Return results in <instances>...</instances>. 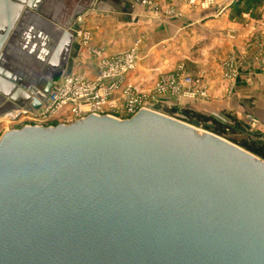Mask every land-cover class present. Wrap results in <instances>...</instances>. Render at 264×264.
<instances>
[{
	"label": "water",
	"instance_id": "95a60500",
	"mask_svg": "<svg viewBox=\"0 0 264 264\" xmlns=\"http://www.w3.org/2000/svg\"><path fill=\"white\" fill-rule=\"evenodd\" d=\"M38 5L0 0V116L42 107L5 57ZM201 127L154 108L4 132L0 264H264V160Z\"/></svg>",
	"mask_w": 264,
	"mask_h": 264
},
{
	"label": "crops",
	"instance_id": "0c3cea01",
	"mask_svg": "<svg viewBox=\"0 0 264 264\" xmlns=\"http://www.w3.org/2000/svg\"><path fill=\"white\" fill-rule=\"evenodd\" d=\"M33 1L39 5L37 12L31 8L24 11L20 28L24 38L5 55L14 79L24 80L28 88L41 87L38 81H30L33 76L52 84L58 82H54L56 76L61 79L70 74L94 79L105 60L135 48L137 62L124 85L150 91L161 74L191 61L199 63L198 75L207 80L210 93L220 98L228 90L224 82L216 79L219 73L215 72L214 61L239 53L242 46L247 50L252 47L249 51L255 54L253 45L259 34L264 55V9L258 4L261 0H247L246 7L240 5L242 0H234L229 6L220 2L211 12L191 10L179 0H76L70 11L66 0ZM169 9L176 11L168 14ZM83 32L87 35L85 43L81 39ZM33 67L41 73L34 72ZM230 92L222 107L244 111L255 117L263 129L264 72L250 67ZM195 105L194 109L202 111L215 107L204 102ZM0 123L3 133L5 126ZM11 129L14 128L10 126Z\"/></svg>",
	"mask_w": 264,
	"mask_h": 264
},
{
	"label": "rangeland",
	"instance_id": "374dc122",
	"mask_svg": "<svg viewBox=\"0 0 264 264\" xmlns=\"http://www.w3.org/2000/svg\"><path fill=\"white\" fill-rule=\"evenodd\" d=\"M180 3H185L191 10H204L211 12V10L222 2L223 6H229L232 3L234 4V0H179ZM77 3L76 0H66L65 4L67 5L69 11L74 4ZM240 5L242 7H246L248 4L247 0L240 1ZM260 7L264 9V1L261 0L258 2ZM260 8V9H261ZM176 10L169 9L168 14H173ZM242 12H239L241 15ZM177 14V12H176ZM234 15V14H233ZM263 36V35H262ZM86 32H83L81 35L82 42L85 43L86 40ZM22 40V39H21ZM263 40L260 34L255 38V43L253 45L254 53L247 50L245 46H242V51L239 53L233 52L229 53L220 61H214L215 66L217 67L216 73H219L216 77L217 80L220 79L221 82H224L227 86V93H223L220 98H222L221 102H219L220 98L217 96H213L210 93V86L207 80L202 75H198V62H189L188 64L179 63V65L167 74H161L155 86L150 91H139L136 87L131 86L129 84L124 85V80L128 74H131L133 70L128 71L125 75L121 76L119 87L121 91H115L110 97L112 103H116L114 109L105 108L103 110V114L109 115L118 120H125L132 117L131 113L129 114V103L140 102L139 105L149 107V110H153V106H161L159 108V113L175 118L177 120L183 121L184 117L190 118L189 121L185 122L187 124H191L193 121H198L202 125L210 126L209 129H205L204 127L200 128L204 131L213 133V129L219 131L221 135H216L221 137L227 141H231L233 139L236 146L239 142L245 141L250 144L256 146L264 147V128L262 129L261 124L258 120L246 114L244 111L237 108L226 109L222 106L225 105L227 99L231 94V88L234 83L239 79V77L245 73L250 67H255L262 72H264V55H263ZM17 47V46H16ZM137 51V50H136ZM121 55V54H120ZM109 60V58H108ZM137 62V59H136ZM213 64V63H212ZM37 66V64L35 65ZM135 68V67H134ZM25 70V69H24ZM34 72L41 73L38 67L32 68ZM213 70V69H212ZM219 70V71H218ZM30 71V70H29ZM32 71V72H33ZM214 71V70H213ZM82 77V76H81ZM64 78V77H63ZM84 80H90L82 77ZM186 78L191 79L192 83L185 84L184 80ZM212 81H215L214 77L210 78ZM37 83H41L39 78L32 77L30 81H35ZM62 80L60 76H56L54 78V82L58 81L59 83ZM175 80V87L171 85V83ZM29 81V79H28ZM56 83V84H57ZM41 86V84H40ZM159 88L163 89L160 90ZM125 90V92H124ZM226 96V97H225ZM174 99V100H173ZM172 101H175L172 102ZM204 102L209 106H215L214 108H209L208 110H199L196 108L195 104ZM217 104H216V103ZM211 103V104H209ZM195 105V106H194ZM198 106V105H197ZM218 108V109H217ZM69 110H64L62 114L51 118L50 121H47L42 124L43 127H55L59 124L69 125L72 122V118L70 114H68ZM13 113H9V116L1 117L0 121H2V125L5 126V132L10 130V126L14 129L11 130H19L24 126H37V123L28 122V121H12L10 117ZM8 118V119H7ZM184 122V121H183ZM1 124V123H0ZM235 128L238 129L236 132ZM4 133V132H3ZM3 133H0V137ZM237 143V144H236ZM241 148V147H240ZM243 149V148H242Z\"/></svg>",
	"mask_w": 264,
	"mask_h": 264
},
{
	"label": "built area",
	"instance_id": "2783aa9c",
	"mask_svg": "<svg viewBox=\"0 0 264 264\" xmlns=\"http://www.w3.org/2000/svg\"><path fill=\"white\" fill-rule=\"evenodd\" d=\"M136 53V49L132 48L126 53L105 60L100 72L94 79L84 80L77 74L65 76L59 83L52 85L47 95H40L42 107L39 110H20L21 112L17 113L12 121H28L37 123V126H42L51 118L62 114L65 108L69 109L68 114L73 119L72 123L90 115L109 116L102 112L105 108H115L116 103H112L110 97L116 90L123 92L118 88L119 82L123 74L125 75L134 69L137 59ZM184 83L190 84L192 81L186 78ZM171 85L175 87V80ZM138 104L140 102L128 104L129 114L131 113L133 116L140 110H149V107L138 106ZM85 108H87L86 111ZM152 108L154 110L155 106Z\"/></svg>",
	"mask_w": 264,
	"mask_h": 264
},
{
	"label": "trees",
	"instance_id": "16d2710c",
	"mask_svg": "<svg viewBox=\"0 0 264 264\" xmlns=\"http://www.w3.org/2000/svg\"><path fill=\"white\" fill-rule=\"evenodd\" d=\"M184 122H187L190 120V118L184 117L182 119ZM198 121H200V119L197 118ZM196 121V122H198ZM213 133L216 135H221V133L215 129H213ZM235 143V141H233ZM237 144V143H236ZM238 145L243 148L244 150L248 151L249 153L257 156L258 158L264 160V147L262 146H256L253 144H250L249 142H245V141H241L238 143Z\"/></svg>",
	"mask_w": 264,
	"mask_h": 264
},
{
	"label": "flooded vegetation",
	"instance_id": "af4514ba",
	"mask_svg": "<svg viewBox=\"0 0 264 264\" xmlns=\"http://www.w3.org/2000/svg\"><path fill=\"white\" fill-rule=\"evenodd\" d=\"M21 27H22V26H21ZM21 27H19V28L13 33V37H12V41H11L12 43L10 44L9 49H10L11 47H16V46H17V43L20 42L21 39L24 38L25 33H24V31L20 30ZM39 81L41 82V83H40V84H41V87H40L39 90L43 91V90L46 88L47 83H48L49 81H45V79H43V78H42V79H39Z\"/></svg>",
	"mask_w": 264,
	"mask_h": 264
},
{
	"label": "bare ground",
	"instance_id": "6f19581e",
	"mask_svg": "<svg viewBox=\"0 0 264 264\" xmlns=\"http://www.w3.org/2000/svg\"><path fill=\"white\" fill-rule=\"evenodd\" d=\"M24 7H25V6H24ZM12 48H13V47H11V49H12ZM14 49H15V48H14ZM52 85H53V84H52ZM26 87H27V86H26ZM32 89H33V88H32ZM35 89H36V88H35ZM37 94H38V97H41V96H40V95L42 94L41 90H40ZM44 100H45V98H44ZM25 109L30 110V109H28V108H19V109L17 108V109H12V110L6 112L5 114H3L1 117H3V116L7 117V116H9V113H13L12 116L10 117V120H14L13 117H15L17 113L21 112L20 110H25ZM66 109L69 110L68 108H65L64 110H66ZM86 109H87V108H85V111H86ZM64 110H63V111H64ZM83 110H84V109H83ZM6 115H7V116H6ZM1 117H0V118H1ZM7 119H8V118H7Z\"/></svg>",
	"mask_w": 264,
	"mask_h": 264
}]
</instances>
